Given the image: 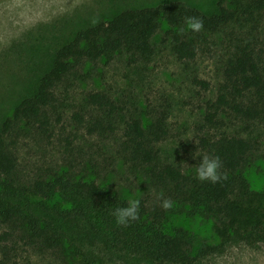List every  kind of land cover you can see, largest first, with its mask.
<instances>
[{"label":"trees","instance_id":"obj_1","mask_svg":"<svg viewBox=\"0 0 264 264\" xmlns=\"http://www.w3.org/2000/svg\"><path fill=\"white\" fill-rule=\"evenodd\" d=\"M188 16L200 17L203 29L188 30L184 23ZM165 24L174 53L187 62L196 58L208 36L227 34L224 79L216 98L209 101L199 135L201 148L220 157V171L227 179L200 181L194 170L160 162L159 143L171 135L167 111L148 121L128 117L112 95L91 90L73 113L77 125L85 135L101 140L117 136L121 129L120 156L144 169L173 201L166 210L136 198L139 219L118 225L112 212L129 201L121 191L98 175L74 168V162L30 178L22 171L20 148L31 134L46 140L55 136L56 122L62 118L59 108L66 104L58 92L61 84L86 63L111 61L120 53L127 52L130 63L150 59L156 53L154 36ZM196 81L209 86L206 80ZM228 122L242 123L243 130L264 124V0H217L212 12L183 0L164 2L128 8L81 28L56 50L35 90L0 126V244L21 242L60 256L69 249L87 258L90 247L84 239H89L106 251H123L152 264H200L233 243L264 244V185L254 189L248 175L255 143L240 129H222ZM173 212L208 218L216 240L177 225L170 217Z\"/></svg>","mask_w":264,"mask_h":264},{"label":"rangeland","instance_id":"obj_2","mask_svg":"<svg viewBox=\"0 0 264 264\" xmlns=\"http://www.w3.org/2000/svg\"><path fill=\"white\" fill-rule=\"evenodd\" d=\"M171 1L178 0H0V126L18 102L35 90L40 77L51 66L56 50L78 30L109 20L128 8ZM183 1L205 12H212L217 3V0ZM169 31V25L165 24L156 33L153 39L156 53L150 59L130 63L129 54L120 53L111 61L86 63L61 84L58 92L66 104L59 108L62 118L56 122L55 136L51 140L34 134L26 138L20 148L23 173L31 178L55 167H70L74 162V168L98 175L129 199L144 198L150 204H161L157 196L162 193L166 198L144 169L120 156L121 129L117 136L101 140L85 135L84 129L77 125L73 113L91 90L112 95L124 106L128 117L137 115L148 121L159 111H167L171 135L159 143L160 162L179 163L186 171H195L201 157L194 159L192 154H208L200 146L199 135L203 133L209 101L216 98L224 79L227 34L208 36L196 58L187 62L174 53ZM196 77L208 81L209 86L206 88ZM243 128L242 123L228 122L222 129L233 132L240 129L242 135L255 143L248 175L252 187L259 189L264 185V124ZM170 217L177 225L216 240L208 218L174 212ZM84 240L86 247H90L87 258L69 249L65 256H60L21 242L2 243L0 264H152L123 251H106L97 241L92 244L89 239ZM200 264H264V244L233 243Z\"/></svg>","mask_w":264,"mask_h":264},{"label":"clouds","instance_id":"obj_3","mask_svg":"<svg viewBox=\"0 0 264 264\" xmlns=\"http://www.w3.org/2000/svg\"><path fill=\"white\" fill-rule=\"evenodd\" d=\"M184 23L188 30L192 32H199L203 29V20L197 16L185 17ZM184 29H181L183 32ZM193 158L197 156L201 157L200 161L195 164L196 178L200 181H210L212 183H218L222 179H227V176L223 174L220 169L222 168V162L218 155H210L199 153H193ZM157 199L161 201V207L164 209H170L173 206V201L168 198H163L161 193L157 196ZM140 201L138 199H129L127 206L117 207L112 215L116 218L118 225L127 226L130 221L139 219Z\"/></svg>","mask_w":264,"mask_h":264}]
</instances>
